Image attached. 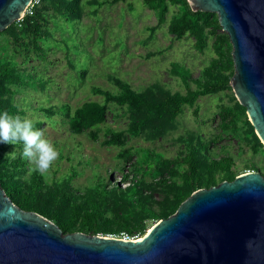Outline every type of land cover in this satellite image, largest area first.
Returning <instances> with one entry per match:
<instances>
[{
    "label": "trees",
    "instance_id": "1",
    "mask_svg": "<svg viewBox=\"0 0 264 264\" xmlns=\"http://www.w3.org/2000/svg\"><path fill=\"white\" fill-rule=\"evenodd\" d=\"M125 0H88L93 5L92 13L106 3ZM156 17L157 24L150 26L148 38L157 25L166 21L170 6H175L167 22V30L176 38L193 37V46L203 52L211 39L213 56L193 76L191 69L180 61H171L170 74L184 85V91L172 90L160 81L143 88H134L125 79L112 73L104 75L113 88L91 85L90 91L101 100L88 99L72 108L67 103L39 105L48 117L59 113L65 117L68 129L73 134L86 133L93 140L104 137L102 145L118 148L116 156L123 159L118 167L121 182L109 185L106 174L98 173L97 179L82 191L71 184L75 170L51 177L50 181L33 169L29 178L27 159L22 156V146L0 141V182L6 194L25 210H34L53 221L62 232L82 231L89 234L126 230L144 234L150 220L157 221L173 213L181 201L199 188H207L222 180H232L237 174L235 161L230 155L217 157L210 149L212 137L187 131L177 140L182 146L172 157L148 148H133L129 138L144 135L155 140L176 127L177 117L184 107H193L200 96L230 91L229 102L218 104L219 131L216 135L235 138L239 146L246 145L253 152L264 149L246 108L235 97L230 85L234 72L232 45L228 34L221 29L214 11L193 10L188 0H142ZM50 12L72 21L80 16L79 0H41L32 13H25L0 31L9 35L13 43H20L24 51L29 47L40 50L39 41L46 38L51 18ZM159 48L146 54H160ZM83 70H81V73ZM29 70L0 51V112L21 117L22 110L11 97L14 87H29ZM42 79V78H41ZM40 87L44 80L39 82ZM193 84V85H192ZM115 109V114L126 118V125L114 128L105 124L106 114ZM19 147V150L13 147ZM5 150L6 153L3 151ZM15 151V158L7 155ZM125 162L129 168L125 169ZM257 170L258 167L256 166ZM264 176V170L261 171ZM150 176V178H148Z\"/></svg>",
    "mask_w": 264,
    "mask_h": 264
},
{
    "label": "rangeland",
    "instance_id": "2",
    "mask_svg": "<svg viewBox=\"0 0 264 264\" xmlns=\"http://www.w3.org/2000/svg\"><path fill=\"white\" fill-rule=\"evenodd\" d=\"M79 4L80 16L72 21L50 12L51 18L46 26L49 34L39 41L40 50L29 47L28 51H24L23 46L13 43L9 35H0V51L34 76L29 79V87H14L16 92L11 100L22 110L21 117L32 119L59 151L58 159L44 178L50 181L51 177H60L75 170L71 184L82 191L97 179L98 173L106 174L109 185L126 183L119 181L118 167L124 162L116 156L118 148L99 142L104 137L103 132L99 133V140H93L86 133H71L63 115L55 113L48 117L38 106L67 103L74 108L88 99L101 100V96L91 93L90 86L113 88L104 77L107 73L120 76L134 88L160 81L172 90L184 91L182 82L169 72L170 62L180 61L195 76L209 62L213 51L211 39L204 51L198 52L193 46L192 36L176 38L168 32V18L175 6L169 7L166 21L157 25L152 37L148 38L149 27L156 25L157 21L153 11L142 0L106 3L95 14L88 0H79ZM159 48H164V51L146 57L147 53ZM43 80L44 85L40 87L39 82ZM229 96L228 90L200 96L196 101V114L193 107L185 106L177 117L174 129L155 140H149L144 135L129 138L127 144L172 157L182 147L177 140L179 134L199 132L213 138L210 149L217 157H233L238 174L251 169L263 171L264 149L253 152L246 145L239 146L235 138L216 135L219 131L217 106L220 102H229ZM105 124L122 128L126 125V118L115 114L112 107L106 114ZM13 149L20 148L15 146ZM3 152L6 153L5 150ZM26 167L23 178H29L34 168L29 160ZM128 168L129 163L125 162V169ZM155 222L150 220L144 234Z\"/></svg>",
    "mask_w": 264,
    "mask_h": 264
},
{
    "label": "water",
    "instance_id": "3",
    "mask_svg": "<svg viewBox=\"0 0 264 264\" xmlns=\"http://www.w3.org/2000/svg\"><path fill=\"white\" fill-rule=\"evenodd\" d=\"M29 1L0 0V31ZM188 2L217 13L232 45L230 85L264 144V0ZM0 264H264V176L248 171L196 189L136 240L63 233L0 182Z\"/></svg>",
    "mask_w": 264,
    "mask_h": 264
},
{
    "label": "clouds",
    "instance_id": "4",
    "mask_svg": "<svg viewBox=\"0 0 264 264\" xmlns=\"http://www.w3.org/2000/svg\"><path fill=\"white\" fill-rule=\"evenodd\" d=\"M0 141L21 145L22 156L32 163L34 171L42 175L50 171L59 157L55 144L32 119L11 115L7 111L0 112ZM7 155L15 158L16 153L13 151Z\"/></svg>",
    "mask_w": 264,
    "mask_h": 264
},
{
    "label": "built area",
    "instance_id": "5",
    "mask_svg": "<svg viewBox=\"0 0 264 264\" xmlns=\"http://www.w3.org/2000/svg\"><path fill=\"white\" fill-rule=\"evenodd\" d=\"M40 2H41V0H30L27 4L26 8L24 9V12L20 16V18H18L16 20L21 19L25 13H32L33 8L36 5H38ZM248 171H254V170L251 169V170H247L246 172H248ZM102 235L114 237V238H120V239H124V240H128V239L136 240V239L140 238V236H141V234H139V233H129L126 230L105 232V233H102Z\"/></svg>",
    "mask_w": 264,
    "mask_h": 264
}]
</instances>
